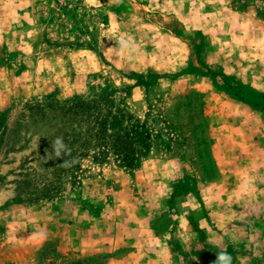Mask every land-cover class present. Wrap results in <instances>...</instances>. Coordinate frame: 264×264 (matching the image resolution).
Returning a JSON list of instances; mask_svg holds the SVG:
<instances>
[{"label":"rangeland","instance_id":"1","mask_svg":"<svg viewBox=\"0 0 264 264\" xmlns=\"http://www.w3.org/2000/svg\"><path fill=\"white\" fill-rule=\"evenodd\" d=\"M221 253L264 264V0H0V264Z\"/></svg>","mask_w":264,"mask_h":264},{"label":"crops","instance_id":"2","mask_svg":"<svg viewBox=\"0 0 264 264\" xmlns=\"http://www.w3.org/2000/svg\"><path fill=\"white\" fill-rule=\"evenodd\" d=\"M195 87L197 88L196 85L194 86V88ZM229 101H230V99H229ZM217 104L215 102H212L211 98H207L208 110H207L206 116H207V121H209V125H211V131H213V127L216 125L214 123L215 122H221L220 120H223V121L226 120L227 122L232 121V120H239V121L240 120H243V121L247 120V115H243V116H241L242 118H240L237 113L231 112V110H232L231 108L227 109V111H225V113H220L218 111V109H220L219 105L226 106V103H223V104L219 103V105L216 106ZM233 118H235V119H233ZM217 125H220V124H217ZM223 127L225 130H228V132H230V134L227 135L225 138L229 139L231 141L230 144H233V145H231V147L235 146V149H236V147L239 143V138L236 135L237 131L235 129H233L234 127L232 128V125H229L226 123L225 124L223 123ZM211 138H212L214 144H216L215 141L218 140V137H216V135L214 136L211 134ZM225 143H226V141H225ZM213 151H214V149H213ZM214 152H215V156H214L215 159L219 160V162L222 163L224 169L228 168L227 167L228 164H231L232 162L237 161L239 159V152H237V151L231 152L229 157L225 156V154H224V157H222L221 159L219 156H217V151H214ZM248 158L251 160H255V157L253 154H249ZM227 162H229V163H227ZM229 170H233V169L229 168ZM255 180L256 179H254V181H249V182L250 183H256Z\"/></svg>","mask_w":264,"mask_h":264},{"label":"clouds","instance_id":"3","mask_svg":"<svg viewBox=\"0 0 264 264\" xmlns=\"http://www.w3.org/2000/svg\"><path fill=\"white\" fill-rule=\"evenodd\" d=\"M230 258L226 257V255L224 253H221V255L219 256V262L220 264H226V262L229 260Z\"/></svg>","mask_w":264,"mask_h":264}]
</instances>
